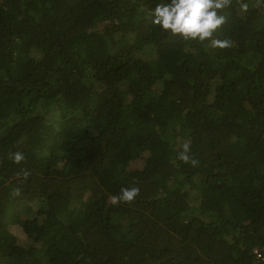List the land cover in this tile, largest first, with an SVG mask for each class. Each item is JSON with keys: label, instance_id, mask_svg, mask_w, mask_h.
Masks as SVG:
<instances>
[{"label": "trees", "instance_id": "1", "mask_svg": "<svg viewBox=\"0 0 264 264\" xmlns=\"http://www.w3.org/2000/svg\"><path fill=\"white\" fill-rule=\"evenodd\" d=\"M160 2L0 0V264H262L264 0Z\"/></svg>", "mask_w": 264, "mask_h": 264}, {"label": "clouds", "instance_id": "2", "mask_svg": "<svg viewBox=\"0 0 264 264\" xmlns=\"http://www.w3.org/2000/svg\"><path fill=\"white\" fill-rule=\"evenodd\" d=\"M225 4L226 0H161L152 10V23L162 31L184 40L204 42L224 23L225 17L220 14V10ZM211 45L226 48L230 46V41L215 39L211 40ZM184 147L186 152L187 145ZM15 159L19 161L20 155L17 154ZM181 159L187 161L188 156L182 155ZM137 192L135 188L125 189L121 198L131 201ZM254 254L264 264L263 253L254 250Z\"/></svg>", "mask_w": 264, "mask_h": 264}]
</instances>
